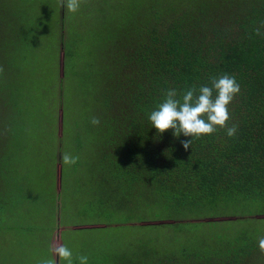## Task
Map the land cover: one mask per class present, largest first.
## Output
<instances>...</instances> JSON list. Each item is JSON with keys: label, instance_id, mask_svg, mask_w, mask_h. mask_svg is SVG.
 Returning a JSON list of instances; mask_svg holds the SVG:
<instances>
[{"label": "trees", "instance_id": "trees-1", "mask_svg": "<svg viewBox=\"0 0 264 264\" xmlns=\"http://www.w3.org/2000/svg\"><path fill=\"white\" fill-rule=\"evenodd\" d=\"M124 1L115 22L98 34L95 64L83 67L79 45L64 43L61 23L59 140L69 107L64 83L97 84L86 92L93 101L87 129L78 125L94 139L104 196L87 201L83 214L102 217L90 229L114 224L123 234L114 247L78 253L73 264L79 255L89 264H264V210L245 215L253 206L264 209V0ZM21 18L0 0V138L24 132L18 90L7 77L19 72ZM224 74L241 87L225 127L193 138L188 149L183 141L191 137L152 127L148 114L168 89L182 95ZM93 117L99 125L91 124ZM233 125L238 132L230 138L226 129ZM4 195L0 187V203Z\"/></svg>", "mask_w": 264, "mask_h": 264}, {"label": "rangeland", "instance_id": "rangeland-1", "mask_svg": "<svg viewBox=\"0 0 264 264\" xmlns=\"http://www.w3.org/2000/svg\"><path fill=\"white\" fill-rule=\"evenodd\" d=\"M2 1L21 13L25 45L14 57L19 72L7 76L13 78L18 90L14 96L24 132L0 138V187L6 196V203H0V264H41L45 259H56L55 249L63 244L73 249V257L114 247L123 236L114 224L90 229L102 217L83 214L87 201L104 196L98 190L94 139L92 134L79 132L85 133L81 126L87 129L85 118L92 111V95L87 93L95 92L98 85L87 89V84L77 86L69 78L64 83L63 103L69 102V107L64 112L60 140L58 98L62 18L64 43L77 42L83 67L92 65L100 54L99 35L115 22L119 0H81L76 13L67 11L65 0ZM78 135L83 145L80 151L76 148ZM64 153L78 155L79 164L64 165ZM248 209L247 216L264 210L254 206Z\"/></svg>", "mask_w": 264, "mask_h": 264}, {"label": "clouds", "instance_id": "clouds-1", "mask_svg": "<svg viewBox=\"0 0 264 264\" xmlns=\"http://www.w3.org/2000/svg\"><path fill=\"white\" fill-rule=\"evenodd\" d=\"M64 6L70 13L80 9L81 0H65ZM241 91L240 84L234 75L224 74L214 77L210 85H201L198 89L188 88L182 95L174 88L167 90L162 102L148 114L152 127L163 133L168 129L173 130V135L191 137L183 141V147L188 149L193 138L211 135L217 126L223 128L230 119L229 105ZM92 125H99L100 119L93 117ZM238 132V125L226 129L228 137H234ZM79 161V156L71 153L62 155L64 165L73 166ZM259 246L264 249V239L259 241ZM56 257L65 264H73V249L63 244L55 249ZM79 264H89L87 255L76 257ZM41 264H56L55 258H48Z\"/></svg>", "mask_w": 264, "mask_h": 264}]
</instances>
